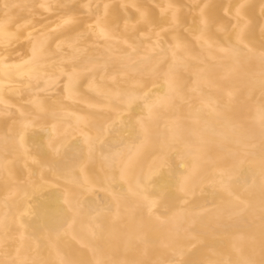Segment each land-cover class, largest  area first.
<instances>
[{"label": "bare ground", "instance_id": "1", "mask_svg": "<svg viewBox=\"0 0 264 264\" xmlns=\"http://www.w3.org/2000/svg\"><path fill=\"white\" fill-rule=\"evenodd\" d=\"M0 264H264V0H0Z\"/></svg>", "mask_w": 264, "mask_h": 264}]
</instances>
